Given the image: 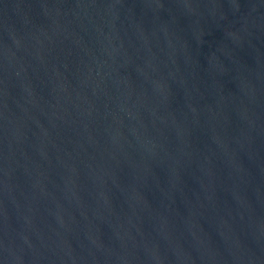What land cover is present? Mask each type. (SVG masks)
I'll return each mask as SVG.
<instances>
[{
  "label": "water",
  "instance_id": "obj_1",
  "mask_svg": "<svg viewBox=\"0 0 264 264\" xmlns=\"http://www.w3.org/2000/svg\"><path fill=\"white\" fill-rule=\"evenodd\" d=\"M0 264H264V0H0Z\"/></svg>",
  "mask_w": 264,
  "mask_h": 264
}]
</instances>
